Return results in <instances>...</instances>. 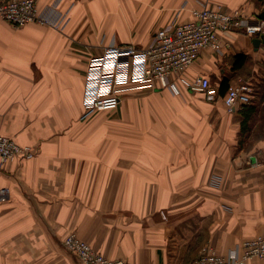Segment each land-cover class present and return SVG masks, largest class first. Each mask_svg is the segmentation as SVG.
I'll return each mask as SVG.
<instances>
[{
  "label": "crops",
  "instance_id": "1",
  "mask_svg": "<svg viewBox=\"0 0 264 264\" xmlns=\"http://www.w3.org/2000/svg\"><path fill=\"white\" fill-rule=\"evenodd\" d=\"M37 1L42 11L58 3L62 32L0 17V133L35 151L0 170V189L10 190L0 203V264H80L63 245L73 232L132 264H190L205 248L227 257L264 235V133L254 139L264 126V44L255 47L257 37L222 34L224 51H204L184 73L215 79L217 100H122L111 116L82 118L85 74L102 41L145 47L156 31L191 21L203 7L237 10L258 24L264 3ZM241 54L246 63L234 69ZM225 79L253 87L251 132L242 131L239 107L230 113L224 104Z\"/></svg>",
  "mask_w": 264,
  "mask_h": 264
},
{
  "label": "built area",
  "instance_id": "2",
  "mask_svg": "<svg viewBox=\"0 0 264 264\" xmlns=\"http://www.w3.org/2000/svg\"><path fill=\"white\" fill-rule=\"evenodd\" d=\"M56 4L48 11H42L37 0H0V17L17 28L35 23L62 32L66 15L59 12ZM193 17L191 21L171 23L159 29L145 47L114 41L101 44L100 53L91 58L85 76L84 116L116 110L124 93L143 89H166L175 96H181L186 90L204 94L207 101H214L218 93L208 77L188 78L184 73L204 51H224L222 34L240 32L264 39V20L251 25L240 11L223 7H203L195 10ZM253 92L249 82L230 86L224 97L227 110L235 112L241 105L250 103ZM34 157L32 147L20 146L0 133V170L10 162ZM9 198L10 190L1 188L0 203ZM63 245L80 264H132L103 255L76 233L68 235ZM253 259L264 261V235L237 246L227 257L205 248L190 264H247Z\"/></svg>",
  "mask_w": 264,
  "mask_h": 264
},
{
  "label": "rangeland",
  "instance_id": "3",
  "mask_svg": "<svg viewBox=\"0 0 264 264\" xmlns=\"http://www.w3.org/2000/svg\"><path fill=\"white\" fill-rule=\"evenodd\" d=\"M32 24H35V23H32ZM104 42L105 41H102V44H104ZM138 47H144V46H138ZM85 76H86V74H85ZM211 82H212L213 85H215L216 80L213 79V78H211ZM156 91H161V92H155L154 90H151V89H143V90H137V91L127 92V93H124L123 102L128 101V102H131V103H136V104H140L141 105V104H144V103H161V104H165L166 103V104H174V102H178L179 100L180 101H184V99H190L193 102L206 101V99H204L203 96L202 97L200 96V95H202L200 93H198V94H200L198 96L197 95H194V96L193 95H187L185 97L183 95H181V96H175L169 90H166V89H164V90H156ZM117 109L116 110H113V111H100V112H96V113H94L93 115H91L89 117H85L83 115L82 118L85 119L86 121H88V120L94 118L95 116H97V115L99 116V114L101 115L103 113H105L107 116H111L112 114H114L117 111ZM230 113H232V112H230ZM30 147H32V146H30ZM75 233H76V235L78 237H81L77 232H75ZM63 240H65V239H63ZM85 240H87V239H85ZM89 244H90V242H89Z\"/></svg>",
  "mask_w": 264,
  "mask_h": 264
},
{
  "label": "trees",
  "instance_id": "4",
  "mask_svg": "<svg viewBox=\"0 0 264 264\" xmlns=\"http://www.w3.org/2000/svg\"><path fill=\"white\" fill-rule=\"evenodd\" d=\"M264 3V0H261ZM247 57L244 54L236 56V60L234 62L233 68L239 69L244 66L246 63ZM225 88H229L228 80H223L221 83L220 90L224 92ZM219 93V92H218ZM220 95V94H218ZM226 95V94H225ZM225 97V96H224ZM264 111V108H263ZM239 113L242 115V131L243 133L251 132L250 121L255 117L257 113V105H255L254 100L248 104H243L239 107ZM264 114V112H263ZM264 126H260L259 130H257L254 134V139L257 140L263 136Z\"/></svg>",
  "mask_w": 264,
  "mask_h": 264
},
{
  "label": "water",
  "instance_id": "5",
  "mask_svg": "<svg viewBox=\"0 0 264 264\" xmlns=\"http://www.w3.org/2000/svg\"><path fill=\"white\" fill-rule=\"evenodd\" d=\"M260 18L264 20V12L261 14ZM253 43L255 47H259L262 43L264 44V39L258 37L254 38Z\"/></svg>",
  "mask_w": 264,
  "mask_h": 264
}]
</instances>
